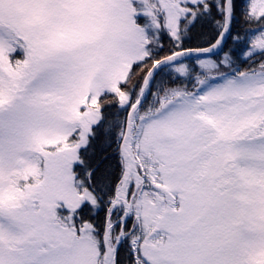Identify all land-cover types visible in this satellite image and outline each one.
<instances>
[{
  "label": "snow or ice",
  "instance_id": "snow-or-ice-1",
  "mask_svg": "<svg viewBox=\"0 0 264 264\" xmlns=\"http://www.w3.org/2000/svg\"><path fill=\"white\" fill-rule=\"evenodd\" d=\"M0 264H264V0H0Z\"/></svg>",
  "mask_w": 264,
  "mask_h": 264
}]
</instances>
